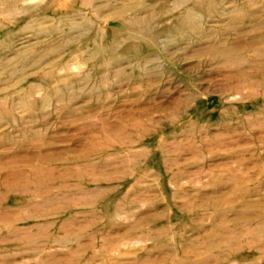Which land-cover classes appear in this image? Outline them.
Segmentation results:
<instances>
[{"label": "rangeland", "instance_id": "obj_1", "mask_svg": "<svg viewBox=\"0 0 264 264\" xmlns=\"http://www.w3.org/2000/svg\"><path fill=\"white\" fill-rule=\"evenodd\" d=\"M0 264H264V0H0Z\"/></svg>", "mask_w": 264, "mask_h": 264}]
</instances>
